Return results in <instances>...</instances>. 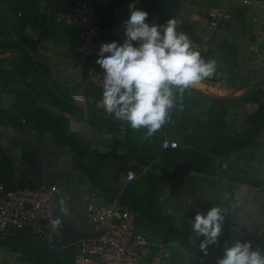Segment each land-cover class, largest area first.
<instances>
[{
  "label": "crops",
  "instance_id": "obj_1",
  "mask_svg": "<svg viewBox=\"0 0 264 264\" xmlns=\"http://www.w3.org/2000/svg\"><path fill=\"white\" fill-rule=\"evenodd\" d=\"M78 1L0 0V111L18 117L13 105L21 92L39 94L37 106L55 115L61 111L49 104L52 98L77 105L80 111L71 117L69 129L89 150L91 158L84 162L94 163L101 183L122 191L131 182H156L155 202L177 225L219 205L224 210L222 228L232 232V239L253 238V248L264 251V93L257 88L264 80V61L251 51L264 31V0H137L134 7L148 11L149 22L177 18L179 30L192 44H208L201 56L215 60L224 72L219 83L203 81L229 90L207 95L186 88L168 122L151 136L146 128L133 129L105 108H96L102 88L91 86L75 69L77 35L55 20L58 12ZM96 3L109 38L122 39L125 34L117 28L128 15L127 0ZM212 9L225 11L226 28H209ZM229 51L235 52V61L226 58ZM25 54L40 80L33 78ZM225 58L228 65L221 64ZM164 137L178 142L174 152L161 149ZM72 157L71 149L56 146L50 134L0 126V179L31 187L57 185L56 204L64 220L75 232L96 234L99 226L89 221L87 208L110 200L73 168ZM127 171L135 176L129 182ZM76 241L69 238L67 245ZM164 249L162 264H217L224 253L186 251L177 242ZM153 254L151 249L148 257Z\"/></svg>",
  "mask_w": 264,
  "mask_h": 264
},
{
  "label": "clouds",
  "instance_id": "obj_2",
  "mask_svg": "<svg viewBox=\"0 0 264 264\" xmlns=\"http://www.w3.org/2000/svg\"><path fill=\"white\" fill-rule=\"evenodd\" d=\"M136 4L137 0H127L124 37L101 40L95 59L103 69L104 108L133 129L146 128L151 136L168 122L185 89L216 71V61H206L193 48L189 36L179 30L180 20L149 22V12ZM223 213L214 205L193 217L192 230L205 237L200 243L205 254L222 232ZM217 264H264V251L236 240L225 247Z\"/></svg>",
  "mask_w": 264,
  "mask_h": 264
},
{
  "label": "built area",
  "instance_id": "obj_3",
  "mask_svg": "<svg viewBox=\"0 0 264 264\" xmlns=\"http://www.w3.org/2000/svg\"><path fill=\"white\" fill-rule=\"evenodd\" d=\"M244 1V0H240ZM20 16V14L18 13ZM55 20L73 30L77 41L72 50L77 54L75 69L85 74L93 87H103V69L96 62L97 49L101 40L109 38V28L100 24L96 0H82L56 14ZM208 25L212 30L227 26L225 11L212 9L208 14ZM200 54L208 51L206 43L192 44ZM251 51L256 58L264 61V31L255 38ZM257 88L264 93V80ZM75 102L83 101L74 97ZM97 109L104 108L102 94L96 103ZM176 140L164 137L160 147L163 150L176 149ZM134 173L127 171L125 181L134 179ZM55 184L47 186H7L0 179V241L17 230H27L34 239L51 249L73 248L69 264H162L165 244L155 241L140 232L129 212L117 196L109 203L90 204L87 216L91 223L98 225L97 233L81 237L71 245L62 246L54 232L56 207ZM154 254L148 257V252ZM204 262L203 259H200Z\"/></svg>",
  "mask_w": 264,
  "mask_h": 264
},
{
  "label": "trees",
  "instance_id": "obj_4",
  "mask_svg": "<svg viewBox=\"0 0 264 264\" xmlns=\"http://www.w3.org/2000/svg\"><path fill=\"white\" fill-rule=\"evenodd\" d=\"M228 57L229 60L235 61V52L229 51L226 55V58ZM226 58L221 61L222 65L229 64V60L226 61ZM23 60L28 66L33 78L40 80L38 70L30 56L25 54ZM223 72L224 70L221 65L216 66V71L204 80L219 83ZM38 98L39 94L26 92L16 94L13 107L18 108L19 115L18 117H13L9 112L0 111V126L14 127L19 131L31 129L39 134H50L56 146H66L71 149L73 153V168L87 175L91 183L100 189L108 200L111 201L119 195L120 201L127 205L129 211L134 215L135 226L140 232L164 244L177 242L186 251H201L200 243L205 237L198 236L192 230V220L184 221L180 225H177L175 217L165 214L161 206L155 202L158 189L156 182L152 181L145 184L131 182L122 191L118 188L107 187L101 183V174L94 163L84 162V159L91 158L89 150L69 129L71 117H76L79 114L80 108L77 105L64 99L52 98L49 104L57 107L61 111L60 115H55L37 106L36 100ZM169 150L174 152L176 149ZM3 182L7 186L13 185L11 182ZM18 185L25 186L23 184ZM253 240V238L248 239L252 247L255 246ZM234 242L232 232L226 228H222L217 242L208 245V249L221 252L225 247L230 246ZM0 243L6 244L12 250L21 253L23 261L27 264H58L66 254L70 257L71 262L74 251L73 248H68L67 250L53 249L57 251L54 253L44 247H40V245H46L36 241L27 230L12 232L10 236L0 241Z\"/></svg>",
  "mask_w": 264,
  "mask_h": 264
},
{
  "label": "water",
  "instance_id": "obj_5",
  "mask_svg": "<svg viewBox=\"0 0 264 264\" xmlns=\"http://www.w3.org/2000/svg\"><path fill=\"white\" fill-rule=\"evenodd\" d=\"M124 26V25H123ZM123 26L117 28V31H123ZM112 30H110L111 32ZM190 88L199 91L201 93L207 94V95H221V94H225L228 93L229 90L223 87H219L218 85H211L208 84L206 82H204L203 80L200 82H197L195 84H192L189 86ZM35 165L36 162H35ZM37 168V173L38 171V166H36ZM54 232L58 235L59 237V243L62 246H65L69 243H67V239H80L81 237H87V236H91L93 234L90 233H83V232H75L73 231L72 226L70 225V223H68L66 220H64L63 218V214H62V210L61 207L58 206L56 204L55 207V216H54ZM64 237V241H62V238ZM183 255V254H182Z\"/></svg>",
  "mask_w": 264,
  "mask_h": 264
},
{
  "label": "rangeland",
  "instance_id": "obj_6",
  "mask_svg": "<svg viewBox=\"0 0 264 264\" xmlns=\"http://www.w3.org/2000/svg\"><path fill=\"white\" fill-rule=\"evenodd\" d=\"M64 237L62 238V241H64ZM40 247H44L49 251H53L56 253L57 251L51 249L50 247L40 245ZM70 257L66 254L62 257L61 261L58 264H69L70 263ZM163 261V259H162ZM13 264H27L25 261H23V256L21 253H18L14 250H12L8 245L0 243V263H11Z\"/></svg>",
  "mask_w": 264,
  "mask_h": 264
}]
</instances>
